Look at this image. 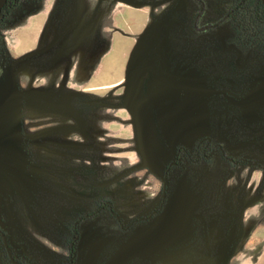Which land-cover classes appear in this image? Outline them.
<instances>
[{
  "label": "rangeland",
  "instance_id": "374dc122",
  "mask_svg": "<svg viewBox=\"0 0 264 264\" xmlns=\"http://www.w3.org/2000/svg\"><path fill=\"white\" fill-rule=\"evenodd\" d=\"M201 1L22 0L0 23L17 259L264 264V43L237 0Z\"/></svg>",
  "mask_w": 264,
  "mask_h": 264
},
{
  "label": "trees",
  "instance_id": "16d2710c",
  "mask_svg": "<svg viewBox=\"0 0 264 264\" xmlns=\"http://www.w3.org/2000/svg\"><path fill=\"white\" fill-rule=\"evenodd\" d=\"M21 1L22 0H8V3L3 8L0 15V23L10 16V14L20 5ZM231 14L236 15L237 19L241 23H244L247 31L257 30L258 33H261L260 39H262L264 43V4L261 0H237ZM183 150L184 147L179 148V151ZM72 250L73 255L70 264H76V248L73 247Z\"/></svg>",
  "mask_w": 264,
  "mask_h": 264
},
{
  "label": "crops",
  "instance_id": "0c3cea01",
  "mask_svg": "<svg viewBox=\"0 0 264 264\" xmlns=\"http://www.w3.org/2000/svg\"><path fill=\"white\" fill-rule=\"evenodd\" d=\"M175 229L176 227L174 226L173 228L168 226V227H164V228H161L159 230H156L153 232V234H156V239L154 240H149L150 243H152V246L155 248V249H158L159 247H161L163 244H165L166 240L169 241L170 237L173 238L174 236V232H175ZM150 236V235H149ZM152 238H154V236H152ZM132 248V249H131ZM138 247H133L132 245H129L127 247V249L129 251H133L134 249H137ZM145 255V254H144ZM117 260H115V264H120V261L119 262H116ZM81 264H85L83 263V261L81 262ZM86 264H94L93 260H89L87 261Z\"/></svg>",
  "mask_w": 264,
  "mask_h": 264
},
{
  "label": "water",
  "instance_id": "95a60500",
  "mask_svg": "<svg viewBox=\"0 0 264 264\" xmlns=\"http://www.w3.org/2000/svg\"><path fill=\"white\" fill-rule=\"evenodd\" d=\"M262 3L264 4V0H261ZM8 3V0H0V15L2 13V10L3 8L5 7V5ZM3 236V240H4V244L6 246V248H9V241H8V236L5 232H3L2 234ZM9 256H10V259L11 261L14 263V264H27V263H23L21 262L19 259H17L12 252H9ZM149 259L151 260V264H156V262L158 261L159 259V256L158 255H152L149 257Z\"/></svg>",
  "mask_w": 264,
  "mask_h": 264
},
{
  "label": "flooded vegetation",
  "instance_id": "af4514ba",
  "mask_svg": "<svg viewBox=\"0 0 264 264\" xmlns=\"http://www.w3.org/2000/svg\"><path fill=\"white\" fill-rule=\"evenodd\" d=\"M199 2H202V3H204V1H201V0H198ZM3 232H5V231H3L1 228H0V237L2 238V240H3V236H2V234H3ZM6 233V232H5ZM7 234V233H6ZM3 242H4V240H3ZM4 246H5V244H4ZM5 249H6V251L8 252V255H9V252H12L11 251V246L9 245V248H6V246H5ZM10 257V256H9ZM21 261V260H20ZM21 262H23V263H27V262H24V261H21ZM27 264H29V263H27Z\"/></svg>",
  "mask_w": 264,
  "mask_h": 264
}]
</instances>
